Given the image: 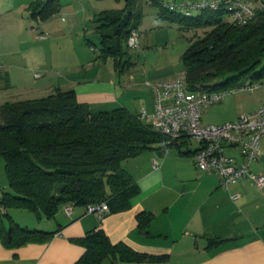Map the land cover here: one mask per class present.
<instances>
[{
  "label": "crops",
  "instance_id": "crops-1",
  "mask_svg": "<svg viewBox=\"0 0 264 264\" xmlns=\"http://www.w3.org/2000/svg\"><path fill=\"white\" fill-rule=\"evenodd\" d=\"M32 1L0 0V103L43 96L59 87L72 89L77 101L86 104L91 112L120 106L135 114L154 110L153 90L144 82L165 78L164 74L154 75L151 69L137 74L129 70L133 65L121 71L113 62L100 59L95 64L88 61L89 65L80 69L81 59L66 49L90 42L93 50L94 43L85 38L86 28L80 30L76 24V18H80V24L85 22L86 11L81 17L69 5L61 4L57 15L64 19L67 14L66 22L38 23L28 11ZM92 14L95 16L97 11ZM92 33L97 35L94 27ZM63 34L69 35L66 48L59 44ZM178 71L170 75L183 72ZM259 89L227 96L204 109L201 122L220 124L256 109L264 103V88ZM176 143L161 153L145 150L122 162L139 187L127 210L107 213L99 220L79 204L73 206L70 215L60 207L51 218H38L25 209H8L21 226L54 234L46 242L13 248L0 241V264H72L84 250L74 239L94 228L102 229L113 243L124 242L138 252L164 256L144 261L105 259L99 264H264V187L258 189L243 178L224 189L217 173L195 166L193 156L200 145L197 140L182 137ZM172 148L175 153L168 152ZM260 150L250 170L264 175V137ZM227 153L240 159L236 148L227 149ZM142 211L152 214L147 233L137 226L136 216ZM2 218L6 224V218Z\"/></svg>",
  "mask_w": 264,
  "mask_h": 264
},
{
  "label": "trees",
  "instance_id": "trees-1",
  "mask_svg": "<svg viewBox=\"0 0 264 264\" xmlns=\"http://www.w3.org/2000/svg\"><path fill=\"white\" fill-rule=\"evenodd\" d=\"M123 1L122 8L101 11L94 18L100 60L110 57L121 71L130 63L123 61L129 49L126 38L142 14L137 0ZM149 3L163 8L158 1ZM60 10L59 0H34L28 6L30 18L38 23ZM169 11L163 16L178 20L181 27L206 28L182 54L190 89H226L246 74L264 78V11L242 26L231 24L219 12L201 11L193 17ZM176 144L123 106L91 112L72 89L54 87L43 96L1 102L0 154L11 190H0L1 243L9 248L43 243L54 234L21 226L8 214L10 208L32 211L38 218H51L69 204L86 207L105 202L107 213L129 209L139 187L122 162L145 150L161 153ZM136 218L139 230L147 233L152 214L142 211ZM74 242L84 250L72 264L164 258L138 252L124 242L113 243L100 228Z\"/></svg>",
  "mask_w": 264,
  "mask_h": 264
},
{
  "label": "built area",
  "instance_id": "built-area-1",
  "mask_svg": "<svg viewBox=\"0 0 264 264\" xmlns=\"http://www.w3.org/2000/svg\"><path fill=\"white\" fill-rule=\"evenodd\" d=\"M155 1L160 2L163 8L184 16H193L199 11L224 13L225 19L236 26L248 23L258 12L264 11V0H185L181 3L170 0ZM138 43V29L131 28L126 44L129 48H137ZM2 68L3 64L0 62V69ZM144 83L153 90L154 110L150 113L142 110L138 114L140 119L147 118L155 131L171 141L182 137L197 140L200 145L193 156L195 166L217 173L222 188L228 189L232 183L243 178L249 179L258 189L264 187V175L250 170V163L261 153L264 103L252 111L241 112L231 121L220 124L201 122L204 109L222 102L229 95L264 88V78L255 80L249 77L234 86L219 90L190 89L184 72L174 78H156L145 80ZM229 148L238 149L240 159L228 154ZM153 166H158L156 159L153 160ZM72 209V204L64 207L67 215L71 214ZM86 211L103 217L109 207L105 202L88 204Z\"/></svg>",
  "mask_w": 264,
  "mask_h": 264
},
{
  "label": "rangeland",
  "instance_id": "rangeland-1",
  "mask_svg": "<svg viewBox=\"0 0 264 264\" xmlns=\"http://www.w3.org/2000/svg\"><path fill=\"white\" fill-rule=\"evenodd\" d=\"M62 5H69L70 9L76 10L81 14V17L85 14V22L79 23L80 18H76L78 27L80 30L83 27L86 28L85 38L90 39L96 46L93 50L90 49V44L87 45H74L75 48L66 49L71 52V55L78 56L81 59L80 69L86 68L90 63L95 64L99 62V39L97 35L92 33V29L95 25L93 11H97V14L104 10L122 8L125 4L123 0H59ZM177 3H181L185 0H170ZM136 4L139 6L142 14L138 22L137 29L139 33V43L137 48H129L127 54L123 58V61L128 59L130 63L126 66L129 69L133 65L132 72L141 74L143 70H150L156 74L165 75V78H174L176 76L170 75L175 71H182L184 64L182 61V54L191 45V43L200 35L203 34V26L199 27H181L178 20H169L163 15H169L170 11L161 8L159 5L149 3L148 0H137ZM199 12H195L193 17L197 16ZM58 14V13H57ZM51 16L49 21L58 23L66 22L68 16L65 15L64 19L58 18V15ZM222 17H226V14H219ZM66 19V20H65ZM63 20V21H61ZM55 26V25H53ZM77 29V28H76ZM84 34V33H83ZM84 36L83 39L85 40ZM59 44L65 47L69 42V35L63 34L59 37ZM66 48V47H65ZM68 54V53H67ZM105 61L113 62L110 57H107ZM133 63V64H131ZM127 68L125 70H127ZM178 71V72H179ZM165 73L169 74L166 75ZM179 75V74H178ZM127 76V72L125 74ZM250 77L246 74L240 78V82L247 80ZM127 79V77H126ZM151 80V79H150ZM262 90V89H259ZM231 96V95H229ZM150 113V112H148ZM145 122H149L147 118ZM195 145V142L192 141ZM168 152L175 153L176 149L172 148ZM166 153V155L168 154ZM161 158V157H160ZM0 190L11 191L7 185V178L5 173V158L0 154Z\"/></svg>",
  "mask_w": 264,
  "mask_h": 264
}]
</instances>
